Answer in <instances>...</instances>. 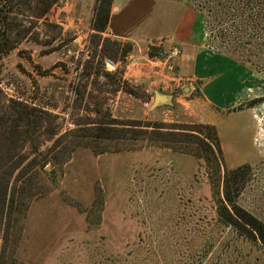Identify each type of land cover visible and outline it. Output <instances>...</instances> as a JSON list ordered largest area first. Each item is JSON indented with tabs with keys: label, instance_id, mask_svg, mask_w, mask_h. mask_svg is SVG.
<instances>
[{
	"label": "rangeland",
	"instance_id": "obj_1",
	"mask_svg": "<svg viewBox=\"0 0 264 264\" xmlns=\"http://www.w3.org/2000/svg\"><path fill=\"white\" fill-rule=\"evenodd\" d=\"M99 1L0 0V12L9 11L1 16L7 18L5 28H0V46L6 43L0 52V117L15 114L14 109L27 112L35 109L43 116L37 140L30 141L23 150L28 158L21 166L28 165L35 157L38 159L39 167L32 168L23 180L28 182L27 188L38 189L41 186L42 193L30 202L20 193L18 209L9 217V233L6 228L10 199L3 211L0 208V258L4 259V264H14L11 257L20 261L17 250L24 235L29 208L37 199L57 192L76 209L86 212L92 225L98 223L105 202L104 191L100 188L102 184L98 181L106 180L105 166L109 159L96 161L93 158L91 163L69 166L81 150L98 156L167 147L206 157V152L196 144V137L204 140L206 134L203 136L195 131H199V125L208 124L196 119L186 103L199 96V91L190 90L191 82H185L186 91L180 88L177 92L166 93L174 96L172 106L153 109L154 100L149 99L141 88L123 81L121 75L133 51L132 43L97 36L93 30ZM181 1L202 14L207 48L214 54L232 59L243 69L245 90L234 110L243 106L255 110L259 133L257 153L259 151L260 156L257 162L248 163L252 167L251 176L236 202L264 224V0ZM130 44L132 51L125 56ZM174 48L177 46L151 45L150 54H154H149V57L155 63L165 64L167 70L174 71L177 59L165 63L167 53ZM166 64L173 65V69ZM127 88L134 89L144 99L140 98L141 102L134 104L138 98H127L130 103L123 106L124 111L128 110L127 114L121 111L120 106L118 112L123 115L114 118L111 101L117 91L126 93ZM178 96L184 101L177 102ZM143 107L145 114H138ZM46 114L51 118L47 119ZM113 119L118 125L112 123ZM126 124L136 125L138 132H122ZM167 132L180 133L181 136L161 137L160 134ZM76 136L87 146L75 148L67 162H55V158L67 157L64 151L79 141ZM3 145L0 141V149ZM35 148L37 153H31ZM1 153L0 167L7 163L9 170L15 160H8ZM200 162L206 171L198 168L196 162L173 164L180 166L179 181L182 184L170 181L174 177L168 176V167L162 175L164 179L147 178L143 206L152 213L147 220L148 225L137 220L131 223L138 226L131 229L130 245L114 252L111 257L113 264H264V244L254 236L255 232H250L248 227V231L236 229L220 217L219 211L224 207L232 212L224 196V170L220 184L214 187L206 174L203 159ZM132 164L129 163L130 166ZM19 170L13 174L12 182ZM46 172L51 175H46ZM123 172L126 174L127 168L120 164L110 181L116 182L114 196L123 193L129 203L127 195L133 193L122 187L123 177L128 184ZM90 174L96 183L93 202L85 207L69 195L67 189H75L77 179L80 181L82 177L81 186L85 187ZM193 181L194 185L189 187L188 183ZM137 189L140 191L139 187ZM20 229H23L22 237L17 242ZM6 233L9 236L5 238Z\"/></svg>",
	"mask_w": 264,
	"mask_h": 264
},
{
	"label": "crops",
	"instance_id": "obj_2",
	"mask_svg": "<svg viewBox=\"0 0 264 264\" xmlns=\"http://www.w3.org/2000/svg\"><path fill=\"white\" fill-rule=\"evenodd\" d=\"M93 5L92 2L90 7ZM101 35L132 43L133 51L121 75L123 81L141 88L149 99L154 100L158 92H177L180 88L186 91L185 82H191L189 89L198 90L199 96L186 103L196 119L217 128L228 170L257 162L260 152L257 153L259 133L255 110L246 106L234 110L245 90L243 69L232 59L214 54L207 48V32L199 11L181 0H114L107 31ZM154 44L177 46L182 51L175 61L174 71L151 60L150 46ZM129 97L136 98L123 90L117 91L111 101L114 118L123 115L118 112L120 106L121 111L127 114L128 110L124 111L123 106H128ZM137 101L141 102L136 99L133 103ZM183 101L178 96L177 102ZM137 113L145 114V107ZM80 152L69 166L91 163L93 158L96 161L109 159L105 166L106 180L98 181L105 194L99 221L92 225L86 212L76 209L57 192L35 200L29 208L24 235L17 250L18 259L25 264H113L111 257L114 252L130 245L131 229L138 226L131 223L137 220L148 225L147 220L152 213L143 206L147 178L164 179L162 175L168 167V176L174 177L170 181L181 183L180 166L174 163L196 162L198 168L205 169L196 157L167 147L98 156H93L88 150ZM129 163H133L132 166ZM120 164L127 168L122 176L128 179L127 184L122 178V187L133 193L127 195L129 203L123 193L120 196L113 194L116 182L110 180L115 177V169ZM91 174L85 187L81 186L82 177L81 182L77 179L75 189H67L69 195L85 207L93 202L96 179ZM194 183H188L189 187ZM182 189L186 190L185 187Z\"/></svg>",
	"mask_w": 264,
	"mask_h": 264
},
{
	"label": "trees",
	"instance_id": "obj_3",
	"mask_svg": "<svg viewBox=\"0 0 264 264\" xmlns=\"http://www.w3.org/2000/svg\"><path fill=\"white\" fill-rule=\"evenodd\" d=\"M9 2L13 0H7ZM113 0H100L99 6L96 10V17L94 20L93 30L97 33V36H101V34L107 31L110 15L112 11ZM9 12V11H2ZM2 13L0 12V28H5L6 26V16L1 17ZM101 38V37H100ZM108 41V39H105ZM6 46V43H3V46H0V52ZM6 49V48H5ZM132 51V45H128L125 51L126 54H130ZM154 53L152 52L150 55L152 56ZM126 93L138 98H142L134 89L127 88ZM31 112H27L25 110L19 111L18 109H14L13 112L16 114H9L6 117H0V128L2 129L0 134V141L3 143L2 156H6L8 160H15L10 166L9 170L7 169V163H3V167H0L1 180H0V208L2 211L7 206L8 198L10 199L9 206V217L12 216V212L18 209V201L20 197V193L23 194L24 199L29 202L32 201L34 197H36L42 190V187L38 189L27 188L28 182H24L25 176L29 175L32 171V168H38L40 164L37 163L38 159L35 157L34 161L29 162L28 165L21 168L24 160L28 158L27 154L23 153L24 148H26V144L30 141L31 143L34 140H37L40 123L43 120V116L36 112L35 109H30ZM33 110V111H32ZM47 119L51 118L50 115L46 114ZM117 120L113 119L112 123H116ZM118 125V124H117ZM126 129H123L126 134H135L137 133V126L133 124H126ZM199 131H195L201 135H205V139L202 140L199 137H196V144L201 146L202 149L206 152V157L194 155L190 152H184L182 150H175V152L192 155L197 159H203L206 168L209 180L212 185L217 186L220 184L222 179V172L224 170V196L226 202L230 205L232 212L228 211L225 207L223 211H219L220 217L222 220L236 229L243 228L247 230L249 228L250 232H255L254 236L259 237L261 242L264 244V224L261 223L258 219H256L251 214L245 212L236 202V199L241 195V193L245 190V185L248 179L251 176L252 167L248 164H244L236 169L228 170L225 167L224 156L221 148V142L218 135V130L215 126L212 125H199ZM103 130V129H102ZM106 130V129H105ZM110 132H119L114 129H108ZM208 131V132H205ZM157 132V131H153ZM168 134H160L161 137L164 136H181L180 133L176 132H167ZM129 136V135H128ZM79 136H76L75 145L72 148H67L64 153L67 157H58L55 158V162H67L69 157H71L72 153L75 151V148L81 146H87L81 143ZM133 139V137H130ZM210 140V142L208 140ZM129 140V138H128ZM180 142V141H179ZM182 142V141H181ZM37 148L33 149L31 153H37ZM39 156V155H38ZM58 160V161H56ZM21 168V169H20ZM20 169V170H19ZM19 170L17 177L12 182L13 174ZM46 175L50 176L51 173L46 172ZM219 182V183H218ZM42 193V192H41ZM26 205V203H24ZM27 207V205H26ZM7 233L11 230V219L7 223ZM248 231V230H247ZM23 229H20L19 237L17 242L21 240ZM6 233V237L9 235ZM0 264H4L5 261L0 258ZM11 261L14 264H24L17 259L11 257Z\"/></svg>",
	"mask_w": 264,
	"mask_h": 264
},
{
	"label": "water",
	"instance_id": "obj_4",
	"mask_svg": "<svg viewBox=\"0 0 264 264\" xmlns=\"http://www.w3.org/2000/svg\"><path fill=\"white\" fill-rule=\"evenodd\" d=\"M174 96L172 94H166V93H156L154 102L152 104V108H160L163 106H172L173 105ZM50 171V167H49Z\"/></svg>",
	"mask_w": 264,
	"mask_h": 264
},
{
	"label": "built area",
	"instance_id": "obj_5",
	"mask_svg": "<svg viewBox=\"0 0 264 264\" xmlns=\"http://www.w3.org/2000/svg\"><path fill=\"white\" fill-rule=\"evenodd\" d=\"M181 54H182V51L180 49H178V48L171 49L169 51V53H167L165 63L177 59L178 57L181 56ZM166 65H168L169 69H173V65H171V64H166Z\"/></svg>",
	"mask_w": 264,
	"mask_h": 264
}]
</instances>
